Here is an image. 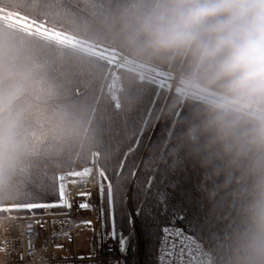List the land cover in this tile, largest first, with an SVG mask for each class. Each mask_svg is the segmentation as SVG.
Wrapping results in <instances>:
<instances>
[{
  "label": "trees",
  "instance_id": "obj_1",
  "mask_svg": "<svg viewBox=\"0 0 264 264\" xmlns=\"http://www.w3.org/2000/svg\"><path fill=\"white\" fill-rule=\"evenodd\" d=\"M124 2L0 0V36L43 80L16 105L22 153L0 214L62 212L66 184L95 161L102 228L123 264L139 249L140 264H159L164 227L189 235L211 264H234L242 182L204 131L211 101L179 89L186 59L138 57L116 40L111 19Z\"/></svg>",
  "mask_w": 264,
  "mask_h": 264
},
{
  "label": "clouds",
  "instance_id": "obj_2",
  "mask_svg": "<svg viewBox=\"0 0 264 264\" xmlns=\"http://www.w3.org/2000/svg\"><path fill=\"white\" fill-rule=\"evenodd\" d=\"M110 27L131 54L186 59L188 82L213 89L204 131L242 182L234 264H264V0H125ZM42 87L28 54L0 36V190L22 153L16 105Z\"/></svg>",
  "mask_w": 264,
  "mask_h": 264
},
{
  "label": "built area",
  "instance_id": "obj_3",
  "mask_svg": "<svg viewBox=\"0 0 264 264\" xmlns=\"http://www.w3.org/2000/svg\"><path fill=\"white\" fill-rule=\"evenodd\" d=\"M84 203L91 210L92 237L88 242L89 255L77 256L56 254L54 247L63 246V236L73 240L76 222L77 201L84 195ZM133 226L136 217H131ZM165 229L183 233L190 243L183 254L174 250L165 256L162 253V238ZM159 264H211L201 253L189 235L179 229L164 227L159 240ZM124 252H118L116 239L106 235L102 228L99 173L94 161L90 170L69 180L64 189V210L60 213H7L0 214V264H123ZM135 264L141 263L140 249L131 254Z\"/></svg>",
  "mask_w": 264,
  "mask_h": 264
},
{
  "label": "rangeland",
  "instance_id": "obj_4",
  "mask_svg": "<svg viewBox=\"0 0 264 264\" xmlns=\"http://www.w3.org/2000/svg\"><path fill=\"white\" fill-rule=\"evenodd\" d=\"M63 32V31H61ZM63 36V35H62ZM58 39L60 37L56 36ZM63 38V37H62ZM107 58L112 59L111 56L105 55ZM177 76H183L182 74L174 73ZM173 81H176L174 78ZM179 89L182 91H190L206 100L212 101L213 99V89L210 87H205L199 83H189L188 80L184 78H180L178 80ZM90 211L88 208L85 209H78L76 213V223L73 227V240L71 236L64 235L63 236V246L54 247L53 251L62 254H72L73 250L75 251L76 255L85 257L88 256L90 253L88 251V242L92 237L93 228L92 223L89 219Z\"/></svg>",
  "mask_w": 264,
  "mask_h": 264
},
{
  "label": "snow or ice",
  "instance_id": "obj_5",
  "mask_svg": "<svg viewBox=\"0 0 264 264\" xmlns=\"http://www.w3.org/2000/svg\"><path fill=\"white\" fill-rule=\"evenodd\" d=\"M63 195V193H62ZM35 206V205H30ZM83 207H87V205H82ZM165 235L162 238V253L167 256L173 254L174 250H179L180 254H183L186 247L190 243V238L185 236L183 233L174 232L169 229H165ZM114 235V233H113ZM121 248L123 249L126 241L125 238L121 236L120 238Z\"/></svg>",
  "mask_w": 264,
  "mask_h": 264
},
{
  "label": "crops",
  "instance_id": "obj_6",
  "mask_svg": "<svg viewBox=\"0 0 264 264\" xmlns=\"http://www.w3.org/2000/svg\"><path fill=\"white\" fill-rule=\"evenodd\" d=\"M183 77L184 78H186L187 79V76H184L183 75ZM66 183H64V185H65ZM84 196H85V194L84 195H82L80 198H79V200L77 201V210H76V213H77V211H78V209H85V208H88V207H83L82 205H85V203H84ZM89 209V208H88ZM89 211H90V217H89V219L91 218V210L89 209ZM77 220V219H76ZM76 223V222H75ZM92 223V222H91ZM92 228H93V224H92ZM73 252L75 253V251L73 250ZM56 254H62V253H57V252H55ZM76 254V253H75ZM65 255V254H64ZM66 255H69V254H66ZM78 256V255H77ZM81 257V256H80Z\"/></svg>",
  "mask_w": 264,
  "mask_h": 264
}]
</instances>
